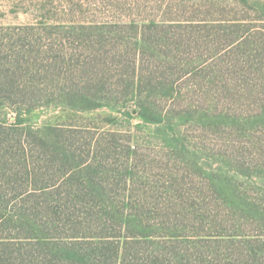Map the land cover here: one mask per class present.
<instances>
[{"label":"rangeland","instance_id":"obj_1","mask_svg":"<svg viewBox=\"0 0 264 264\" xmlns=\"http://www.w3.org/2000/svg\"><path fill=\"white\" fill-rule=\"evenodd\" d=\"M235 18H259L260 20L252 23L264 25V0H0V62L14 61L18 56L37 60L32 73H23L20 76L23 82H34L35 87L26 88L27 94L22 96L31 98V101L25 105L0 103V125L9 128L8 135L13 138L14 144H20V151L26 152L31 165L34 166L43 160L42 153L50 150L40 142V136L50 132L48 128L55 127L67 135L71 131H77L79 141L75 149L78 159L87 160L89 164L95 162L99 166V169H95L96 180L107 181L106 192L111 195L109 200H102V204L109 208V215L102 217L99 212L98 216L93 217L77 212L80 218L75 219L67 213L58 215L55 212L59 211L57 206L65 202L63 196L45 194L39 189L45 184L36 182L42 181L40 172L45 170L41 171L42 168L35 166L37 173L29 183L23 175L19 184H23V188H31L28 191V194L32 195L29 201L37 208L36 214L40 220H36L37 224L43 228L41 223L45 224L52 240L70 246L74 240H86L76 238L77 234L94 237L108 232L117 235L116 240L123 245L125 235H135L138 228L132 223L129 224L127 219L121 227L122 216L117 211L118 207H123L125 214L136 224L142 221L157 226L165 222L170 226L185 225V230H181V233L188 234L191 220L190 216L183 212L184 209L189 210L192 206V209L196 206L203 209L210 207L222 214L224 209H227L222 200L213 197L210 186L205 185L208 181L205 182L204 177H210L209 173H215L220 167L230 176H237L238 183L245 193L252 197L260 196L263 181L259 178L263 173L246 166L252 158L260 159L263 156V152L257 148V141L263 142L257 138L264 137V120L250 119L244 125L247 130L243 135H239L237 129L231 125L221 129L218 125L211 127L209 123L203 124L202 117L208 100L191 80L182 84V95L189 90L190 94L178 99V102L174 100V105L171 102L166 105L162 91L153 90L150 93L153 100H157L156 106L163 114V120L172 124L164 121L146 122L136 101L128 104L115 102L110 106L84 110V104L77 102V98H69L68 93L77 92L82 96L91 97L103 94L98 89L89 90L83 84V69L72 68L69 71L64 62H59L64 54L67 63H75L77 60L93 59L95 56L101 58L102 52L108 61H111L114 52H107L114 45L122 44L121 42L125 45V41L126 47L120 57H124L126 62L135 57L138 41L140 48H146L140 49L142 63L154 67L156 62L165 61L150 51L148 40L153 38V32H145V24L157 21L164 22L167 26L177 25L184 28L185 23L191 19H196L195 23H200V19H208L218 24L219 19ZM182 28H174L177 37L183 34ZM100 37L106 38V41L96 43ZM143 39L146 42L141 44ZM159 40L167 42L159 45V48L167 52L171 47L168 41ZM178 46L181 49L184 44ZM180 56L185 55L181 52ZM49 58L55 66L51 72L52 84L43 74L44 65H48L44 61ZM99 64L92 67L94 73H91V77L105 76L110 78L112 83L124 79L131 80L135 76L132 68L128 66L103 72L106 68H101ZM49 69L52 70L53 66ZM23 71L26 72L27 69L23 68ZM139 74L137 72V76ZM145 76L149 77L150 73ZM58 80L63 81L58 84ZM65 80L66 91L62 88L65 87ZM112 93L113 95L108 96L112 99L116 95L124 97L126 90L120 87ZM144 94L149 93L144 91ZM139 96L141 94H138ZM224 105V102L217 105V108L213 105L210 113L221 114ZM239 106L237 103L232 105L237 112L224 109L229 112L228 116L222 117L223 123L228 121L231 115L250 118L252 111H255H245ZM186 111L189 113H184ZM180 113L182 114L179 115ZM10 128L16 130L12 131ZM113 134L118 135L117 140H113ZM43 165L44 162H40V166ZM20 169V166L13 165L12 170L0 171V185L11 180L6 174H14ZM52 169L51 174L57 172V177L53 175L52 178L58 180L64 176L66 168L57 165ZM82 174L87 176V172L74 173L77 179L79 176L83 177ZM50 182L48 184H52V181ZM51 186L46 188L47 192L51 191ZM33 187L41 191L32 189ZM9 198L10 195L6 200L10 201ZM15 202L22 203L19 199L10 201L9 207ZM35 207L32 209L36 210ZM65 208L76 211H91L95 208L100 211L96 201L92 199L67 203ZM72 224L81 226L73 230L70 226ZM3 225L0 228V237H9L17 243L23 241L26 249L33 248L32 244L35 242L28 238L31 236L29 229L23 226L22 230H15L9 222ZM188 235H191L188 237L190 242H197L200 238L197 234ZM159 238L157 239L163 241V238ZM171 244L172 242L151 243L149 240L138 249L140 252H133L143 259L154 250L170 249Z\"/></svg>","mask_w":264,"mask_h":264},{"label":"trees","instance_id":"obj_2","mask_svg":"<svg viewBox=\"0 0 264 264\" xmlns=\"http://www.w3.org/2000/svg\"><path fill=\"white\" fill-rule=\"evenodd\" d=\"M258 20L260 19H219L217 20L219 23L216 24L214 20L200 19V23H195L197 20L191 19L185 23L184 28L177 25L167 26L164 22L157 21L145 24L143 26L145 32L146 30L149 33L153 32V38L148 40L151 45L150 51L155 53L157 58L165 61L164 63L156 62L155 69L144 62L142 63L140 49L146 48H140L138 41H136L135 57L126 62L124 57H120V53L126 47V41L125 45L121 42L122 44L114 45L107 52L109 54L114 52L111 61H108L102 52L101 58L95 56L93 59L67 63L63 52L64 56L60 57L59 62H64L69 71L72 68L74 70L83 69L85 76L82 79L83 84L89 90L98 89L103 94V96L91 97V95L82 96L77 92H70L68 96L69 98L71 96L72 99L77 98V102L84 104V110L105 105L110 106L115 102L122 101L128 104L136 101L146 122L172 124V122L163 120V114L156 106L157 102L155 101L157 100H153L150 93L153 90L162 91L166 105L170 102L174 105V100L178 102V99L185 98L190 94L189 90L185 95H182V84L186 80H191L208 100L205 114L202 117L203 124L209 123L211 127L218 125L221 129L231 125L237 129L239 135H243L247 130L244 125L250 119L264 120V25L252 23V21ZM177 27L184 31L179 37L174 32V28ZM199 27L200 29H198ZM214 35L215 37H213ZM159 39L168 41L171 47L167 52L159 48L160 43L167 42ZM200 40L201 42H198ZM104 41L106 38L100 37L96 43L100 44ZM143 42L146 40L140 41L141 44ZM179 44H184V46L179 49ZM181 52L185 56H180ZM23 57L18 56L14 61L0 62V103L25 105L31 101V98L22 96H26V88L35 87L34 82L32 80L23 82L20 80V76L23 73H32L37 60L32 61L23 59ZM57 60L58 58L55 61ZM44 63L48 65H44L43 74L52 84L51 72L55 66L50 58ZM97 63H100L101 68H106L102 70L103 72L128 66L132 68L135 76L131 80L124 79L112 83L111 79L105 76L91 77V73H94L92 67H96ZM51 66H53L52 70L49 69ZM23 68L27 71L24 72ZM137 72L140 73L139 76H137ZM146 73H150V76L146 77ZM62 81L58 80V84ZM66 85L67 80H65V87H62L65 88V91ZM120 87H124L126 90L124 97L117 95L113 99L108 97L113 95L114 89ZM144 91L149 94L145 95ZM138 94L141 96L138 97ZM221 102L225 103L224 109L231 112H237V109L232 108V105L236 103L245 111H255H252L250 118L231 115L229 120L223 123L222 117L228 116L229 111L223 109V112L218 115L210 113L213 105L217 108ZM185 108L192 109V107L186 106ZM184 116L183 114L182 117ZM8 129L0 125V171L12 170L13 165H18L21 169L14 174H6L5 176L11 180L0 185V228L6 222L11 223L15 230H22L24 226L29 229L31 236L28 238L33 239L32 241L35 243L32 244V249H26L23 241L17 243L9 237H0V264H264V137L257 138L263 143L255 140L258 143L257 148L263 152V156L260 159L252 158L249 160L250 164L246 166L257 170L258 173H263V176L259 178L263 181L260 196L252 197L245 193L238 183L237 176H230L221 167L215 173H209L210 177H204L205 182L208 181V184L205 185H209L213 190V197L222 200L227 209H224L223 214L210 207L203 209L196 206L195 209H192L194 207L192 206L189 210L184 209L183 212H186L191 220L188 234H197L200 237L197 242H190L188 237L191 235L185 232L181 233V230H185V225L170 226L165 222L163 225L157 226L146 224L140 220V224H136L131 217L125 214L123 207H118L117 211L122 216L121 227L123 221L127 219L129 224L132 223L134 227L136 225L138 228L135 235H125L123 245L116 240L117 235L106 232L94 237L77 234L76 238L81 237L86 240H74L69 246L52 240L45 224L41 223L44 228L37 224V221H40L36 214L38 213L37 208L29 201L32 195L28 194V191L31 188L27 186L23 188V184H19L23 175L29 183L30 179H33V175L37 173V168H42L41 171L45 170V172H40L43 177L42 181L36 182L45 184L39 189L45 194L63 196L62 199L65 202L58 205L59 211L55 212L58 215L67 213L75 219L80 218V214L77 212L93 217L98 216L99 212L102 217L110 214L109 208L102 204V200H109L111 197L110 193L106 192L108 182L96 180L95 169H99V166L95 162L89 164L87 160L78 159L75 149L77 141H79L77 131L76 133L71 131L67 135L62 134L55 127L48 128L50 132L47 135L44 133L43 137L40 136V142L50 150L47 153H42L43 160L40 162H44V165L40 166L39 162L37 165L35 164L36 168L31 165L32 162L30 163L26 152L20 151V144H14L13 138L8 135ZM10 130L15 131L16 129L10 128ZM112 136L113 140H117L118 135L113 134ZM9 165L11 166L8 168ZM57 165L66 169L64 176L55 180V177H52L56 176L57 172L51 174L50 171ZM81 169L83 170L79 171ZM75 172H87V176L82 174L83 177L79 176L77 179L74 175ZM50 181L52 184H48ZM50 186L52 189L47 192L46 188L48 189ZM32 189L39 190L36 187ZM8 195H10V201L14 202L19 199L22 203L15 202L13 206L9 207L10 201L6 200ZM90 199L96 201L100 211L95 208L91 211L65 208L67 203L73 204L77 200L89 201ZM32 207H35L36 210H33ZM70 226L74 230L81 225L72 224ZM157 238H163V241ZM149 240L151 243L168 244L172 242V247L165 250H154L142 259L133 251L140 252L138 249ZM121 247H123L122 250Z\"/></svg>","mask_w":264,"mask_h":264}]
</instances>
